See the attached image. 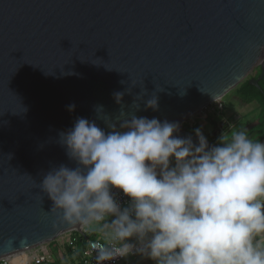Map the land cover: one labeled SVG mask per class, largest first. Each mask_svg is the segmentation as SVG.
I'll return each instance as SVG.
<instances>
[{"label": "water", "instance_id": "water-1", "mask_svg": "<svg viewBox=\"0 0 264 264\" xmlns=\"http://www.w3.org/2000/svg\"><path fill=\"white\" fill-rule=\"evenodd\" d=\"M263 77L264 0H0V261L88 241L40 187L77 167L60 142L77 118L106 132L133 115L178 122L198 143L182 124Z\"/></svg>", "mask_w": 264, "mask_h": 264}, {"label": "clouds", "instance_id": "clouds-1", "mask_svg": "<svg viewBox=\"0 0 264 264\" xmlns=\"http://www.w3.org/2000/svg\"><path fill=\"white\" fill-rule=\"evenodd\" d=\"M147 109L158 111L155 95ZM108 127L77 118L60 133L77 167L54 168L40 185L65 220L99 226L97 264L131 254L154 264H264V142L241 129L210 146L197 128L193 143L178 122L135 115Z\"/></svg>", "mask_w": 264, "mask_h": 264}, {"label": "crops", "instance_id": "crops-1", "mask_svg": "<svg viewBox=\"0 0 264 264\" xmlns=\"http://www.w3.org/2000/svg\"><path fill=\"white\" fill-rule=\"evenodd\" d=\"M219 103L222 104V110H217L215 108L216 104L213 103L210 106V109L213 111H202L190 121L196 128L202 129L207 139L216 143L221 134L227 137L234 131L246 129L248 136L254 141L264 142V132L260 133L257 129L260 111L257 102L243 103L231 91L219 100ZM221 123L223 124L215 131L216 127ZM213 133H216L215 137H212ZM98 227V225H88L85 226L83 231L86 235H93L94 239L102 241L103 236L97 231ZM70 240L71 234L68 238H58L37 247L33 249V253L39 257L47 258L48 264H76L80 258L82 249L75 243H70ZM118 264H154V262L147 260L141 255H137Z\"/></svg>", "mask_w": 264, "mask_h": 264}, {"label": "built area", "instance_id": "built-area-1", "mask_svg": "<svg viewBox=\"0 0 264 264\" xmlns=\"http://www.w3.org/2000/svg\"><path fill=\"white\" fill-rule=\"evenodd\" d=\"M214 104H216L215 108L217 110H222L223 107H222V104L219 103V101H216ZM210 106H208L203 111L211 110ZM211 111H213V110H211ZM190 121H191V119L184 122L182 124V127H185V128L186 127H193L194 124H191ZM114 195L119 200V202L121 203L122 206H127L128 198L125 197L119 189H115ZM70 234H72V233H70ZM72 236H74V235H71L70 243L76 244L77 238L72 237ZM97 242H102V241L95 239V240H88L86 242V245L81 250L80 258L76 264H97V262H96V251L92 248V244L97 243ZM24 255H25V262L24 263H15L13 257H11V258H8L5 260H1L0 264H48L47 258L39 257V256L35 255L33 253V250L24 253ZM137 255H139V254H131L126 258H118L117 260H114V261H106V262H104V264H118V263L123 262L124 260H126L128 258L135 257Z\"/></svg>", "mask_w": 264, "mask_h": 264}, {"label": "trees", "instance_id": "trees-1", "mask_svg": "<svg viewBox=\"0 0 264 264\" xmlns=\"http://www.w3.org/2000/svg\"><path fill=\"white\" fill-rule=\"evenodd\" d=\"M256 71V74L254 76H249L248 79L251 78H257L260 75V69L258 68ZM260 90H257L255 87H252L249 85L248 80H245L243 83H241L237 88L233 90L235 95L241 100L243 103H251L253 101L257 102L260 111L258 115V125L257 129L260 133L264 132V77L263 79L259 82ZM221 123L218 127H216L215 131L222 125ZM186 130H188V127H186ZM214 131V132H215ZM191 132V131H190ZM194 133V132H192ZM71 235H74L73 237L77 238L76 245L79 246L81 249H83L86 245V242L81 239V237L76 234L72 233ZM84 237H88L89 240H95L93 235H86L84 234Z\"/></svg>", "mask_w": 264, "mask_h": 264}, {"label": "bare ground", "instance_id": "bare-ground-1", "mask_svg": "<svg viewBox=\"0 0 264 264\" xmlns=\"http://www.w3.org/2000/svg\"><path fill=\"white\" fill-rule=\"evenodd\" d=\"M14 262L17 263H24L25 262V255L24 253H19L13 256Z\"/></svg>", "mask_w": 264, "mask_h": 264}, {"label": "rangeland", "instance_id": "rangeland-1", "mask_svg": "<svg viewBox=\"0 0 264 264\" xmlns=\"http://www.w3.org/2000/svg\"><path fill=\"white\" fill-rule=\"evenodd\" d=\"M256 74V71L252 72V74L250 76H254ZM197 129L195 126L193 127H188V130L191 131V132H194V130ZM195 133V132H194ZM88 226V225H87ZM90 226V225H89ZM76 233V232H75ZM78 234V233H76ZM79 235V234H78ZM69 234H65V235H62L61 237H58V238H68ZM56 238V239H58Z\"/></svg>", "mask_w": 264, "mask_h": 264}]
</instances>
